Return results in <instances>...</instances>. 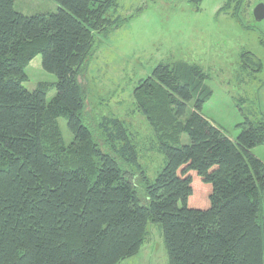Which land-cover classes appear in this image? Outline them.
Segmentation results:
<instances>
[{
  "label": "trees",
  "instance_id": "16d2710c",
  "mask_svg": "<svg viewBox=\"0 0 264 264\" xmlns=\"http://www.w3.org/2000/svg\"><path fill=\"white\" fill-rule=\"evenodd\" d=\"M54 1L56 13L26 17L0 0V264H120L151 223L168 264H264V161L251 153L264 146V122L246 120L231 142L200 114L206 75L160 63L133 91L165 158L151 181L127 123H87L79 82L96 36L131 17L118 15L121 0ZM244 1L217 13L238 17ZM36 56L56 82L28 91Z\"/></svg>",
  "mask_w": 264,
  "mask_h": 264
},
{
  "label": "rangeland",
  "instance_id": "374dc122",
  "mask_svg": "<svg viewBox=\"0 0 264 264\" xmlns=\"http://www.w3.org/2000/svg\"><path fill=\"white\" fill-rule=\"evenodd\" d=\"M193 1V0H192ZM191 1V2H192ZM181 0H121L118 15L131 17L106 37L97 35L95 46L79 82L87 94V123L114 116L127 123L136 142L139 163L153 181L165 164L156 151L155 135L136 111L133 91L160 64L197 66L206 75L204 87L211 93L201 116L234 142L249 120L264 122V19L256 22L253 11L264 0H245L238 17L231 10L217 13L226 0H202L199 5ZM54 0H15L14 11L26 17L54 14ZM245 57V58H244ZM23 87L32 91L38 83H55L36 56L24 70ZM54 91L47 95V100ZM191 106V104H190ZM66 144L72 141L66 121L58 119ZM181 145H188L186 135ZM264 161V146L251 150ZM199 191V190H197ZM120 264H168L159 224H148L139 253Z\"/></svg>",
  "mask_w": 264,
  "mask_h": 264
},
{
  "label": "water",
  "instance_id": "95a60500",
  "mask_svg": "<svg viewBox=\"0 0 264 264\" xmlns=\"http://www.w3.org/2000/svg\"><path fill=\"white\" fill-rule=\"evenodd\" d=\"M253 17L256 22H260L264 19V7L263 5H258L253 11Z\"/></svg>",
  "mask_w": 264,
  "mask_h": 264
},
{
  "label": "built area",
  "instance_id": "2783aa9c",
  "mask_svg": "<svg viewBox=\"0 0 264 264\" xmlns=\"http://www.w3.org/2000/svg\"><path fill=\"white\" fill-rule=\"evenodd\" d=\"M181 1H184V2H191L192 0H181Z\"/></svg>",
  "mask_w": 264,
  "mask_h": 264
}]
</instances>
